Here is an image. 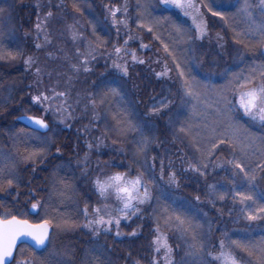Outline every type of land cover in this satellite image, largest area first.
<instances>
[{
	"label": "trees",
	"instance_id": "trees-1",
	"mask_svg": "<svg viewBox=\"0 0 264 264\" xmlns=\"http://www.w3.org/2000/svg\"><path fill=\"white\" fill-rule=\"evenodd\" d=\"M210 1L203 0L201 4L211 3ZM9 2L11 5L6 3L7 7L9 5V8H6L18 39L17 47L14 48L12 44L8 47V44H5L4 50L0 52V182L9 176L12 165H16L17 174H15L16 183L11 186L13 190L10 194L4 195L11 203L3 204L0 195V213L1 215L6 212L11 213L30 221L39 216L50 218L56 216L59 219L75 217L72 220L73 223L80 225L77 232L68 233L58 240H55L54 226L50 245L44 252L36 253L27 246H21L15 254L17 261L27 259L34 261V264L38 260L47 261L48 264H153V261H156V264H166V261L161 259V254L155 251L156 245L152 243L157 238L156 230L159 228V235L166 237L168 245L172 248L170 256L173 257L169 258L172 264H185V262L192 264V261H197L199 264L200 260L219 264L213 261L208 253L211 252L213 256L218 254L219 241L225 238V233L233 239L259 241L264 238V220L248 221L245 218L246 210H241L245 209V205H241L239 197H233L228 201L229 203H225L218 197L215 202L213 195L210 196L209 185L227 188L230 192L233 187L239 185L240 178L233 176L234 169L227 160L228 166L221 169L216 167L212 160L208 163L203 161L208 164L207 169H203L201 165V170L206 172L204 176L192 171L190 165L200 164L196 163L197 159L193 158L190 148L176 135V129L178 130L179 127L177 126L176 129L170 127L171 118L174 115L172 109L183 98L188 100L184 96L183 81L180 77V72L185 66L202 84L211 85L215 82H225L233 73L243 72L247 75L251 67L264 64V55H262L264 49L256 48L248 51L234 43L232 29L235 28L237 31L243 29H239V21L233 20L232 15L239 11L241 5L235 4L237 7L234 6L231 10L214 7L217 11L224 12L226 16V20L215 16L219 20V25L215 27H218L223 37L220 41L223 43V48H204V53H196L197 55L193 58L195 65L190 60L191 52L187 50L184 56V51L183 53L177 51V47L168 44L170 51H174L177 58L174 62L173 56H169L164 51L162 41L155 39L153 34L145 35L139 30L132 32L129 30L130 27H125L121 35L111 37L109 40L107 34L104 32L100 34L102 28L97 27L96 37L108 44L103 47L98 46L101 43L95 45L99 47L102 54L100 58L97 57L98 59L95 57L91 59V69L86 72L82 69L84 65L82 61L78 60V55L83 52L80 49L76 52L72 44L69 45L66 35L70 32L65 34V30L76 28L82 36H89L95 24L101 25L95 16L101 15V12L106 10V6L113 5L115 3L113 0H9ZM255 2L256 0L252 1V3ZM203 10L206 14L211 13L206 7H203ZM49 11L52 12L51 17L47 15ZM253 11L257 13L259 20L258 10ZM163 18H167V21L171 20V27L176 28L175 14L166 10ZM186 21L188 22V19ZM37 23L40 24L39 30L36 28ZM46 27L48 30L52 28L49 33L47 32L48 34L45 33ZM185 29L187 31V28ZM186 34L183 33V49L186 46ZM131 35L133 40L130 38ZM113 40L118 42L116 46L118 48L127 50L131 47L130 50L128 49L131 52L128 56L135 53L137 61H144L143 64L138 62L126 64L127 76L115 67L119 64L116 57L121 54L110 49L109 46ZM142 43L147 47L142 48ZM37 44L41 45L39 49L36 47ZM67 45L70 50L66 48ZM238 51L245 53L242 65L240 68H231L232 59L236 57L235 60H241L237 55ZM12 56H15V59ZM204 56L214 61L210 73L204 68L205 65L202 66V63L198 66L199 61L205 58ZM29 57L32 58V63L25 64V60ZM127 62L131 61L127 60ZM178 63L181 65L179 68ZM165 66L167 67L166 75L158 76L157 73L165 71ZM77 68L79 71L76 70ZM37 69L40 70L39 73ZM201 70H205L208 75L211 74L214 77H205ZM79 77L82 78L81 82H78ZM53 83L56 88H52ZM101 84L116 88L121 94L109 97L102 106L98 105L96 108L98 119H93L91 99L96 97ZM121 86L126 90L128 98L124 96ZM60 89L64 90V96H56L55 92ZM34 94L41 98L47 95L48 104L53 106L56 113L63 106L67 108L65 112L68 118L64 123L67 129L61 130L60 136L51 146L53 149L58 146L60 152L57 153L56 149L45 163L39 162L44 155L35 163L23 161L22 156L25 151L20 143L18 144V137L24 139L28 135L38 136L17 122V118L22 115L40 117V111L31 102ZM58 98L61 99L58 101ZM166 104V107H162ZM154 108H159L160 111L155 112ZM50 112L47 110L45 118L50 126L49 133L53 127H60L58 115H50ZM127 113L132 115L131 121L143 129L145 136L142 138L139 131H133L138 134V137L133 133L134 138L130 139L131 141L126 142V138L121 143L119 138L125 137V134L111 135L107 129L105 132L103 128H106L107 117H115L118 121L126 117ZM240 119H243L244 122L239 121L250 130L251 134L256 136L264 134V129L257 122L241 117ZM94 132L100 137L103 136L107 142L100 149V152H103V158H93L92 163L88 162L90 170L97 174L86 179L79 168L72 172L69 168L71 160H68L72 156L70 149L72 151L77 149L79 153L81 147H78V144L91 140ZM107 134L114 137L112 140L116 142L109 139ZM32 141L30 143L33 148L40 149L35 141ZM140 146L143 147V151H138ZM3 149H7L6 155L2 153ZM223 150L220 149L218 154L226 158ZM9 156L16 157L18 160L8 161ZM161 162L164 168L163 180L160 179ZM72 164L75 163L72 162ZM153 165L154 171H150ZM33 168L35 171L30 176L29 172ZM99 169H101L100 175ZM70 171L71 173H68ZM103 171L106 175H103ZM140 171L144 172L145 178L152 176L155 181L149 184L152 193L151 202L139 205L140 211L127 219L122 218L116 210L111 208L107 209L106 213L105 211L99 213L105 219L109 218V214L113 220L120 218L121 235L116 236L115 223L111 226H99L98 236L85 228V219L81 217L82 209L87 208L91 215L90 219H95L97 213L94 210L100 206H96L95 201L97 200L101 205L104 203V199H101L93 188L95 179L99 177L103 180L116 172L127 173L134 177ZM173 173L177 183L169 181ZM85 179L89 181V187H84ZM61 181L64 183L62 184ZM242 182L247 187V182L240 180V183ZM64 184L69 185L68 190L64 188ZM5 185L7 183L3 182L2 186ZM253 187L259 199V194L264 193V172H261L259 168H256ZM69 192H73L71 197L61 198L62 205L59 207L57 195L63 196ZM13 194H15L14 197ZM50 194L53 196L48 199ZM33 196L34 202L37 200L42 201L43 204L47 203L45 208H48L51 200L52 207L48 208V215H42L41 212L32 215L27 212L30 211L28 207L33 201ZM197 196L200 197L199 201L196 200ZM53 199L58 206H56L57 211L54 210ZM210 199L213 203L209 202ZM246 203L251 204V201ZM110 206H112L111 202ZM165 207L169 209L166 214ZM174 210L192 219L194 228L188 233L182 234L176 231L166 225L161 218L163 215L174 217ZM109 227L111 231L105 232L104 229ZM132 232H136V236H131ZM190 244H202L204 251L198 255L189 256L187 253L193 251L189 248ZM21 248L25 249L23 253L20 251ZM235 253L243 256L245 260L249 259L246 253L238 249Z\"/></svg>",
	"mask_w": 264,
	"mask_h": 264
},
{
	"label": "snow or ice",
	"instance_id": "snow-or-ice-1",
	"mask_svg": "<svg viewBox=\"0 0 264 264\" xmlns=\"http://www.w3.org/2000/svg\"><path fill=\"white\" fill-rule=\"evenodd\" d=\"M159 5L165 8L175 7L183 11L185 16L191 18L193 24L195 25V30L197 33V38H202L205 36L207 30V22L203 19L202 13L200 11L201 6L208 8L212 16H218L221 20H226L224 12L214 10L211 3L197 4L196 0H159ZM144 9L140 15L147 21V23H140L138 27H147L149 33H153L155 25L159 23V20L153 19L151 13L147 11L149 6L141 5ZM258 10L260 19H257V13L253 11ZM118 11V10H117ZM239 13L246 18V27L243 30L237 31L235 28L232 29L234 35V43L241 45L245 50L253 51L256 48L264 49V0H256L255 3L250 2V0H244L243 4L239 8ZM49 17L52 16V12L47 13ZM112 16H116V12H112ZM199 18V21H198ZM178 32L182 31L180 26H175ZM37 30L40 29V24L36 25ZM131 38V37H130ZM159 38V37H156ZM223 39V37H218ZM47 39V38H46ZM50 43V41H48ZM127 44V41H125ZM36 47L39 49L40 44ZM142 48H146L147 45L141 44ZM116 53L121 52L120 48L115 49ZM164 51L168 53L169 56H173L174 62L176 61V56L174 51H170L169 45L164 44ZM239 58L243 61L245 57L244 52H237ZM264 55V53H262ZM15 59V56H12ZM134 62L143 64V60H136L135 53L132 54ZM32 58L29 57L25 60V64H31ZM181 65L178 63L177 67ZM75 67V66H74ZM115 67L120 69L124 76L128 75L127 65L121 66L116 64ZM79 71V69H76ZM37 69V73H39ZM84 71H89L87 67ZM167 67L165 66V71L162 73H157L158 76L166 75ZM180 77L183 81L182 89L184 96L188 98V103L191 104V114L195 116L198 112L201 117H204L202 123H193L190 119L186 118L184 122L180 124L178 132L185 136H191L192 145L196 152H199L202 157H206L215 153V150L220 148L221 145L226 146L232 152V159L227 161L228 164L232 165L235 169L239 170V173L243 174V180L247 182V187H245L242 182L239 186L233 187L231 190L234 196L239 197L240 203L245 205V218L248 221H258L264 220V193L259 194V199L255 193L253 187V181L256 179V168H259L261 172H264V162L258 163L255 167H252L245 163V159L249 156V152L253 155L256 151H259L260 157L264 160V134L256 136L247 132V130L242 129L238 121V116L241 114L243 117L248 118L251 121L257 122L262 129H264V64L251 67L248 74L245 75L243 72L233 73L231 78L228 79L227 84L223 86L222 90L215 92L214 97H209V89L207 84H202L194 75H192L191 70L185 66L184 70L180 72ZM100 91L97 93L95 98L91 99L92 109H93V119H98L96 114V108L98 105H104L105 102L111 96H120V91L116 88L109 87L106 84L99 85ZM63 92H56V96H64ZM122 98V97H121ZM33 102L41 103V96H34ZM44 101L48 100V96L44 95L42 97ZM203 104L204 109L211 108L215 113L217 118L212 121L211 124L207 122V113L200 109V105ZM167 105H162L166 107ZM67 111V109H65ZM127 111V109H125ZM155 112H159V108H154ZM28 119L38 125L41 129H48L49 125L44 119H39L29 116ZM115 119V117H113ZM193 127L202 128L205 132L202 134L200 131L193 133ZM116 131L118 134H126L130 131H139L141 137L145 136L143 129L134 124L131 120L125 119L123 121H118ZM241 131L244 132L243 137L240 135ZM114 143L116 141H113ZM42 145L46 142L42 141ZM143 143V141H142ZM88 149L91 150L93 145L88 144ZM99 147V144L97 145ZM46 148L44 146L40 147L38 151H26L22 160L25 162L32 161L35 163L34 158H39L44 155ZM138 151H143V147H138ZM60 149L57 148V153ZM239 153V155L237 154ZM155 159V157L153 158ZM87 161V154L85 155V163ZM203 169L208 168L207 163L201 161ZM201 165H190L192 171L199 172L201 176L206 175V172L201 170ZM218 167L220 165H217ZM155 166L153 165L150 171H154ZM35 171V168H33ZM237 173H233V176ZM160 179H164V168L163 162H161V175ZM231 179V178H230ZM170 183H177L175 179V174L173 173L169 177ZM8 186H13L16 183V178L11 174L4 178V181ZM3 182H0V188H2ZM152 176L145 178L143 171L138 172L134 177L129 176L127 173L116 172L112 175L107 176L105 179L101 180L97 177L94 181L96 191L99 193L101 198L107 199L111 193H114L116 199L120 201L122 207L119 209L121 217L124 219L130 216L136 215L140 211L139 205H144L150 203L152 200V193L149 188V184L154 183ZM63 184L64 182L61 181ZM69 185L64 184V188L67 189ZM210 196L215 195L223 201L225 199V192L222 188H217L215 185H209ZM35 199V197H33ZM196 200L199 201L200 197L197 196ZM251 201V204L246 202ZM210 203L213 201L210 199ZM254 206V207H253ZM40 207L39 201L32 203V210H36ZM97 213V218L90 219L84 225L89 231L93 232L95 235L100 234L99 226L109 225L113 223L116 225V236L121 235L119 231L120 218L113 220L111 214L109 218L105 219L100 216V209L96 208L94 210ZM169 209L164 208V213H168ZM85 217L88 215L87 208L84 211ZM161 218L164 219L165 224L176 231L183 233H188L189 230L194 228L192 219L182 212H175L173 215H163ZM56 229H69L76 225L69 221L68 219H58L55 223ZM53 227L52 222L49 219H45L43 223L33 224L29 223L27 219L19 218L11 213H4L0 215V264H34L32 260H20L17 261L13 253L17 249L18 241L23 238V243L27 245L28 240L34 242L36 247H45L47 242H50L49 230ZM105 232L111 231V228H105ZM157 238L152 241L156 245L155 251L160 252L161 249L165 253L166 264H172L169 256L172 252V248L167 243L166 237H161L159 235V228H157ZM136 232H132L131 236H136ZM225 238L219 241V250L217 255H212L211 252L208 255L212 256L213 261L219 262V264H264V238L259 241H251L246 239H233L224 234ZM195 240V236H193ZM30 248L31 246L28 245ZM190 251L187 253L189 256H195L203 252L202 244H190ZM227 248V250H226ZM246 253L249 259L245 260L243 256H238L235 250ZM24 248L20 251L23 253ZM34 251V249H33ZM70 258V257H69ZM35 264H48L47 261L38 260ZM156 264V261H153ZM187 264V262H185ZM192 264H197V261H192ZM199 264H211V262H205L203 260L199 261Z\"/></svg>",
	"mask_w": 264,
	"mask_h": 264
},
{
	"label": "rangeland",
	"instance_id": "rangeland-1",
	"mask_svg": "<svg viewBox=\"0 0 264 264\" xmlns=\"http://www.w3.org/2000/svg\"><path fill=\"white\" fill-rule=\"evenodd\" d=\"M202 1L203 0H196L197 4H201ZM205 1H207V0H205ZM252 1H254V0H250V2H252ZM113 2H115L113 5H108L105 7L106 10L102 11L101 15L95 16V17H97V21H99L101 25L95 24L93 26V30H91V32H90L91 34H89V36H87V37L82 36L80 34V32L76 30V28H74V29L70 28L69 31L65 30V34H66V32H68V33L70 32L68 35H66V36H68V39H69V45L72 44V46L75 48L76 52L79 49L81 50V52H83L81 55H78V60L82 61V64H84V65H82V69L87 67L90 70L91 69V67H90L91 59H93V57H95L96 59L101 57L102 51L99 49V47H97L95 45H98L101 43L98 46L103 47V46H106L108 44V42L101 41L100 38L96 37L95 33H97L96 31H98L97 27L102 28L100 34H102V32H104L105 34H107L109 40H111V37L121 35L123 32V29L125 27H127V28L130 27L129 30H131L132 32L139 30V31H142L145 35L153 34L155 39L162 41L163 44H171L172 46L178 48L177 51H180L182 53L184 51V54H183L184 56L187 53V50L189 52H191V54H190L191 59L190 60L192 61L191 63H193L194 65H195V60L193 58H195V55H197L196 53H200V52L204 53V48H207V49L208 48H213V49H215V48L222 49L223 48V43L220 42L222 40L218 38V37H222V35H221L220 31L217 29L218 27H215L216 25L217 26L219 25L218 24L219 20H217L215 18V16H212L211 13L210 14L204 13L202 6H201L200 11L202 13L203 19L207 22V30H206L207 34L205 36H203L202 38H197L195 25L193 24L191 18L188 16H185L183 11H181L178 8H175V7L165 8L162 5H159V0H113ZM210 2L212 3L213 8L215 6H217L220 9L231 10L235 6V4H237V6L242 5L244 0H211ZM6 3L11 5L9 0H0V52L4 50L3 47L5 44H8V47L10 46V44L14 45V48L17 47L16 43H17V39H18L16 34H15V31L13 29V26H12L11 16L8 13L7 8H9V5L7 7ZM141 5L149 6L147 8V11L151 13V17L153 19L159 20V23L155 25V29H154L153 33H149L147 31V27H144V28L138 27V25L142 22L147 23V21L140 15V13L144 11V9L142 7H140ZM237 6H235V7H237ZM166 10L169 12H172L173 14L176 15L177 20L175 21V25L180 26L182 31L178 32L176 30V28H172L173 26L171 27V22H170L171 20L167 21V18H165V19L163 18L164 14L166 13ZM214 10H217V9L214 8ZM113 11L116 12L115 17L112 16ZM187 19H188L189 24L186 21ZM232 19L237 20V22L239 21V23H238L239 29H244L246 27V18L244 16H242L239 13V11L236 14L232 15ZM198 21H199V18H198ZM88 23H86V24H88ZM220 24H221V22H220ZM210 25H212V27ZM77 26L79 27L80 25L77 23ZM185 28H187V31ZM51 29L52 28H49V30H48L46 27L45 33L48 34ZM186 32H187V34H186ZM183 33L187 35V38L185 40L186 46L184 49H183ZM130 37L133 40V35H131ZM156 37H159V38H156ZM117 43L118 42L113 40L111 42V45L109 46L110 49L115 51V49L118 48V47H116L118 45ZM66 48L68 50H70V47L68 45ZM130 48H127V50H125L124 48L123 49L120 48L121 52L119 54H121V55L116 57V61L121 66L128 64V63L137 64L136 62L133 61L132 56H128L131 54V52L128 51V49L130 50ZM104 51H105V49H104ZM204 57L206 58V56H204ZM235 58L232 59L233 65L231 68H240L242 65V60H235ZM204 59L202 61L201 60L199 61L198 66L202 63V66L205 65L204 68L208 71V73H210L211 68L214 65V61H212L211 59H207V58H206V60H204ZM127 60H130L131 62H127ZM171 60H172V58H171ZM182 60H183V58H182ZM201 72L205 77H207V76H209L210 78L214 77L211 74L208 75L205 70H201ZM81 79L82 78L79 77L78 82H81ZM117 80H119V79H117ZM227 81L228 80H226L225 82H215V83H212L211 85L209 84L208 85L209 97L210 98L214 97L216 91L222 90L223 86L225 84H227ZM209 86H212V87H209ZM52 88H56L55 83L52 84ZM122 90H123L124 96L126 98H128V94H127L126 90L123 87H122ZM57 92H63L64 93V90L60 89ZM34 96H37V95L34 94L33 97ZM60 99L61 98H58V101ZM48 100H49V97H48ZM48 100L44 101L41 98V103H35V102H33V99H32L31 102L34 103L37 110L40 111V117L43 119L46 118L47 110L51 111L50 115H56L57 114L59 117V124L58 125L60 127L59 128L57 126L53 127L51 132L47 136L45 134L44 135L37 134L38 135L37 137L30 136V135L26 136L24 139H22V137H18L19 138L18 144L20 143V145L24 149L23 151H25V152L26 151H38L39 150V149L33 148V145L30 143L32 140H33L32 142L35 141L38 148L42 147V146H44L46 148V151L44 153V157L41 156L39 158H34L35 162H36L37 160H39L40 158L43 157L39 161L40 163H45L46 160L48 159V157L51 155V153H55L58 146H56L54 149L51 146L56 141V139H58V136H60L59 134H61L62 131H65L67 129V126H65V124H64L68 118V115L65 112V109H67V108L65 106H63L62 108L59 109V112L56 113L55 110L53 109V106L48 104ZM187 101L188 100H186V98H183V100L181 102H179L178 105L174 109H172V111L174 112V115L171 118V126H170L171 128L176 129L177 126L180 127V124L182 122H184V120L186 118L193 121L194 124L195 123H202L204 121V117H201L199 115V112L195 116H193L191 114V104L188 103ZM49 106L51 109L49 108ZM67 106H68V104H67ZM200 109L207 113V122L209 124H211L212 121L217 118L216 113L211 108L204 109L203 104H201ZM131 116H132L131 114L127 113L126 117L124 116L118 121H123L125 119L131 120ZM240 117L244 118V119H248L246 117H243L242 114L240 115ZM240 117L237 118L238 121L240 120V121L244 122L243 119H240ZM118 121H116V119L113 120V118H111V117H107L106 118V128L105 127L103 128L105 130V132L107 129L111 135L119 136V134L116 131ZM173 121H174V123H173ZM240 121H239V123L242 126L241 128L247 130V132L250 133V130L245 125H243ZM176 131H177L176 135L181 140H183L182 142H184L190 148L193 158L197 159L196 160L197 164L201 165V161L208 163L209 160H212L213 164L215 163L216 167H218L217 165H220L218 168L221 169L222 167L224 168V167L228 166V164H226V160L229 161L233 158L231 150L224 145H221L220 148L216 149L214 154L206 156V157H202L199 152L195 151V148L193 147L192 142H191V140H192L191 136H185L183 134H180L177 129H176ZM192 131H193V133H195L196 131H200L202 134L205 132L204 129L197 128V127H193ZM133 133H134L133 131L127 132L125 134L127 137L126 136L123 138L120 137L119 141L121 143H123L126 140V138H127L126 142L131 141L130 139L134 138ZM255 133H257V132H255ZM240 135L243 137L244 132L241 131ZM80 136L82 137L81 134H80ZM134 136L138 137V134L134 133ZM257 136H259V135H257ZM108 137L111 140L114 138V137H111L109 135H108ZM42 141H44L46 143L44 145H42V143H41ZM106 142L107 141L103 136L100 137V135H98L96 132H94L91 135V140L83 141L82 143L78 144V147H81L80 148L81 150L79 153L77 152L78 151L77 149H75L73 151L70 149L72 156L68 161L71 160L69 162V166H70L69 168H71L72 172L75 169L76 170L80 169L82 176L86 179H90L92 176L97 174V172L90 170V166L88 165V162L92 163L91 160L93 158H96V159L103 158V152L101 153L100 149H102L101 146L106 144ZM89 143L93 145L91 150H89L87 147V145ZM98 144H99V147H97ZM220 149H224L223 151L226 154V158L223 156L220 157V155L218 154ZM6 150L7 149L2 150V153L4 155H6ZM25 152H23V153H25ZM86 154H87V161L85 163V155ZM237 154L239 155V153H237ZM54 155L58 156L60 154H54ZM214 156H216V157L214 158ZM242 158L245 159L246 164H248L252 167H255L258 163L264 162V160H262V158L260 157L258 150L256 151L255 155H253L250 151L248 157H246V158L242 157ZM7 160L15 162L18 159L16 157H10L9 156L7 158ZM14 162H12V164ZM72 162H74L75 164H72ZM213 166L214 165H212V167ZM231 167L234 169L233 173H237L236 177L238 176V178H240L239 179V185H240L241 184L240 180L243 181V174L239 173V170L235 169L232 165H231ZM15 168H16V165H12V171L10 170V174L14 177H16L15 174H17ZM33 172H34L33 169L30 170L29 175L32 176ZM54 173H55V171H54ZM68 173H71V171ZM100 173H101V169L98 170L99 175H100ZM21 175H17V176L20 177ZM103 175H106V173L104 171H103ZM233 182H236V181H233ZM89 186H90V183H89V181L86 180V182H84V187H89ZM93 188H94L96 194L99 195V193L96 191L95 185ZM68 189L69 188H67V190ZM11 190H13V188L8 186V185H5L4 187L2 186V188L0 189V195L2 197L1 200H2L3 204L8 205L9 203H11L8 200V198L4 197V195L10 194ZM14 190H16L15 187H14ZM223 191L226 194L223 202L229 203L228 201L232 200L233 197L236 198V196H234V194L232 192H230L229 189L223 188ZM72 193L73 192H69L63 196L57 195L59 207H61V205H62L61 198H68L69 196L71 197ZM52 194H50L48 196V199H51V196H53ZM12 196L14 197L15 194H13ZM213 197H214L213 200L215 202H217V197H215V195H213ZM107 200H108V202H107ZM72 201H73V198H72ZM35 202H37V200ZM35 202L33 199L32 203H35ZM53 202H54V199H53ZM110 202H111L112 206H110ZM32 203H30L28 208L31 207ZM39 204H40V207H38V209H37V214H40V212H41L42 215H45V216L48 215V208L52 207L51 200H50V203L48 204V208L44 207V206H46L47 203L43 204L42 201H39ZM65 205H67V204H65ZM95 205L96 206L100 205L98 207L100 209V213H104V211L106 213L107 209L111 208L114 211L116 210V213H118L121 216L119 209L122 207V204L120 203V201H118L116 199V196L114 193H111L107 199H104V203L102 205L97 200L95 201ZM241 205H242V203H241ZM56 206L57 205L54 202L53 207H54V210L57 211L58 206L57 207ZM84 211L85 210L82 209L81 217H83L85 219V224H86L87 221L90 220L91 215L88 212L87 217H85ZM27 212L30 213V211H27ZM100 215H102V214H100ZM45 219H49L52 222L53 229H54V225L59 218H57L56 216L53 218H50L48 216H46V217L39 216L37 218H33L32 222H38V221L43 222ZM63 219H68L69 221L73 222L72 220L75 219V217H72V219L65 217ZM75 225H76L75 227L69 228V229H56L55 228V231H56L55 240H58V238H60L61 236H65L68 233L77 232L79 230L80 225H77V224H75ZM81 230H82V227H81ZM158 253L161 254L160 255L161 259L165 260L164 250L161 249V251ZM172 257H173L172 255L169 256V258H171V259H172Z\"/></svg>",
	"mask_w": 264,
	"mask_h": 264
},
{
	"label": "water",
	"instance_id": "water-1",
	"mask_svg": "<svg viewBox=\"0 0 264 264\" xmlns=\"http://www.w3.org/2000/svg\"><path fill=\"white\" fill-rule=\"evenodd\" d=\"M28 117H29V115H23V116H20V117L17 119V121H18L19 124H21L23 127H25L26 129H28V130H30V131H34V132H37V133H40V134H46V133L49 131V127H48V129H46V130H45V129H41V128H39L38 125H35L34 123H32V122L28 119ZM31 117H35V116H31ZM35 118H39V117H35ZM39 119H42V118H39ZM45 122H46V121H45ZM46 123H47V122H46ZM36 211H37V209H36V210H32V208H31V212H32V213H35ZM29 223H31V222H29ZM39 223H43V222H39ZM33 224H38V223H33ZM52 232H53V229H52V227H51L50 230H49V236H50V238H51ZM22 245H26L25 243H23V238H22L21 241H18L17 249H18L20 246H22ZM28 245H30V246H31L30 248H31L32 250L34 249L35 252H41V251H43L44 249L47 248V246L49 245V242L46 243V246H45V247H36L35 244H34V242H32L31 240H28L26 246H28ZM17 249H16V250H17ZM15 252H16V251H15ZM15 252L13 253L14 256H15Z\"/></svg>",
	"mask_w": 264,
	"mask_h": 264
}]
</instances>
